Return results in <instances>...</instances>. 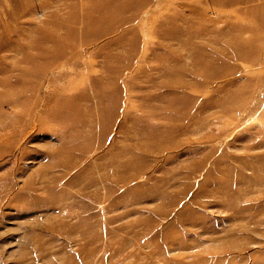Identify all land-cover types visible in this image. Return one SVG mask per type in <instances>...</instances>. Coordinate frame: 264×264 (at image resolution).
<instances>
[{
  "label": "rangeland",
  "instance_id": "obj_1",
  "mask_svg": "<svg viewBox=\"0 0 264 264\" xmlns=\"http://www.w3.org/2000/svg\"><path fill=\"white\" fill-rule=\"evenodd\" d=\"M0 264H264V0H0Z\"/></svg>",
  "mask_w": 264,
  "mask_h": 264
}]
</instances>
